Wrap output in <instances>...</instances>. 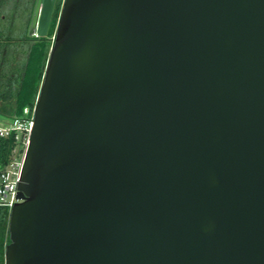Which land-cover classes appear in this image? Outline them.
<instances>
[{
    "label": "water",
    "instance_id": "water-1",
    "mask_svg": "<svg viewBox=\"0 0 264 264\" xmlns=\"http://www.w3.org/2000/svg\"><path fill=\"white\" fill-rule=\"evenodd\" d=\"M33 114L4 264H264V0H63Z\"/></svg>",
    "mask_w": 264,
    "mask_h": 264
},
{
    "label": "trees",
    "instance_id": "trees-1",
    "mask_svg": "<svg viewBox=\"0 0 264 264\" xmlns=\"http://www.w3.org/2000/svg\"><path fill=\"white\" fill-rule=\"evenodd\" d=\"M6 1L8 0H0V21L6 16V12L1 10ZM34 1L29 0L30 14H32ZM62 3L63 0L56 2L48 37L32 38L28 35V25L31 19L29 14L24 33L17 36L0 33V114H6L10 118L33 115L53 44L51 37L55 36ZM16 144L13 132L6 136L0 135V167L9 162ZM9 217V209L0 206V264L5 263V248L10 242Z\"/></svg>",
    "mask_w": 264,
    "mask_h": 264
},
{
    "label": "built area",
    "instance_id": "built-area-1",
    "mask_svg": "<svg viewBox=\"0 0 264 264\" xmlns=\"http://www.w3.org/2000/svg\"><path fill=\"white\" fill-rule=\"evenodd\" d=\"M53 36V41H54ZM34 114L31 116H13L6 125H0V135L13 132L17 141L9 162L0 167V206L11 211L18 199L19 182L25 150L33 127Z\"/></svg>",
    "mask_w": 264,
    "mask_h": 264
},
{
    "label": "rangeland",
    "instance_id": "rangeland-1",
    "mask_svg": "<svg viewBox=\"0 0 264 264\" xmlns=\"http://www.w3.org/2000/svg\"><path fill=\"white\" fill-rule=\"evenodd\" d=\"M1 10L6 12L4 20L0 21V33L2 35L17 36L25 32L24 27L28 23L27 18L32 15L30 14L29 0H8L2 5ZM10 119L8 115L0 114V125H6Z\"/></svg>",
    "mask_w": 264,
    "mask_h": 264
},
{
    "label": "flooded vegetation",
    "instance_id": "flooded-vegetation-1",
    "mask_svg": "<svg viewBox=\"0 0 264 264\" xmlns=\"http://www.w3.org/2000/svg\"><path fill=\"white\" fill-rule=\"evenodd\" d=\"M56 2L57 0L55 1V5H56ZM36 5H37V0L34 1V5H33V9H32V15H31V19H30V22H29V25H28V35L32 38H42V37H48V33L47 35L45 36H40L36 30L32 31L31 32V27H32V20H33V17H34V13H35V9H36ZM55 5H54V8H55ZM54 10V9H53ZM53 15V13H52ZM51 40H53V37H51Z\"/></svg>",
    "mask_w": 264,
    "mask_h": 264
}]
</instances>
